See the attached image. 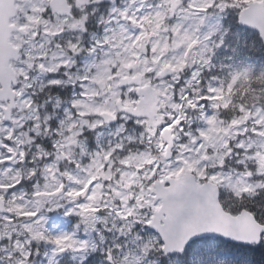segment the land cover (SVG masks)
Returning <instances> with one entry per match:
<instances>
[{
	"label": "snow or ice",
	"instance_id": "obj_1",
	"mask_svg": "<svg viewBox=\"0 0 264 264\" xmlns=\"http://www.w3.org/2000/svg\"><path fill=\"white\" fill-rule=\"evenodd\" d=\"M0 264H264V0H0Z\"/></svg>",
	"mask_w": 264,
	"mask_h": 264
}]
</instances>
